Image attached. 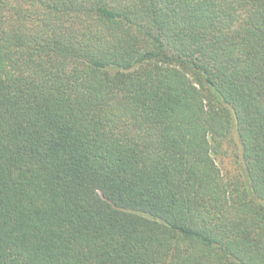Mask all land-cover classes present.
Wrapping results in <instances>:
<instances>
[{
    "label": "trees",
    "instance_id": "trees-1",
    "mask_svg": "<svg viewBox=\"0 0 264 264\" xmlns=\"http://www.w3.org/2000/svg\"><path fill=\"white\" fill-rule=\"evenodd\" d=\"M0 264H264V0H0Z\"/></svg>",
    "mask_w": 264,
    "mask_h": 264
},
{
    "label": "rangeland",
    "instance_id": "rangeland-1",
    "mask_svg": "<svg viewBox=\"0 0 264 264\" xmlns=\"http://www.w3.org/2000/svg\"><path fill=\"white\" fill-rule=\"evenodd\" d=\"M228 160L229 158L227 156L220 157V165L223 170H227V168L230 167V165H228Z\"/></svg>",
    "mask_w": 264,
    "mask_h": 264
}]
</instances>
